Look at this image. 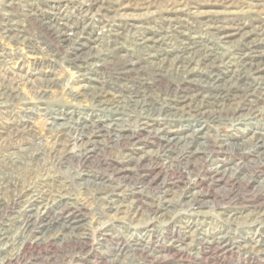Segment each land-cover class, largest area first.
<instances>
[{
  "label": "bare ground",
  "instance_id": "6f19581e",
  "mask_svg": "<svg viewBox=\"0 0 264 264\" xmlns=\"http://www.w3.org/2000/svg\"><path fill=\"white\" fill-rule=\"evenodd\" d=\"M216 2H220L224 7H233L229 0H218ZM175 4L176 2L173 4L171 2L168 3L167 8L165 7V12H176L178 6L175 8ZM143 5L144 3H141V7ZM184 5L186 6V4ZM7 21V19L4 21L3 18H0V35L2 38L6 40L16 39L15 43L24 41V33L21 30H13V27L7 29ZM99 21L100 30L94 34H92V29L87 24L78 26L77 24H66L59 21H54L52 24L46 23L47 34L61 48L69 51L68 62L74 65L78 64L77 67L80 73L77 77L90 82L88 85H83V89L77 92L72 90L68 95L75 100L81 95L83 97L86 96L91 98L94 104V108L91 106L87 114L91 115V117L87 121H81L79 124L76 122V125L70 123L72 121L67 115H60L62 120L66 121L60 124V126L62 125L60 130L53 133L54 137L48 147H46L47 143L45 144L48 157L53 160L51 162L52 165H61L65 162L73 161L75 158L81 161L88 157L89 154L105 146L117 148L119 149L118 152L123 150V153L120 152L123 158L119 159V161L134 162L135 165H138L142 162V157L144 156L135 159L130 152L139 147L136 145L139 144L137 140H139L138 136L140 134L150 135L155 138V153L158 156L167 155L168 150H176L177 148L181 151L185 150L189 157L207 159L209 163L212 160V157H210L212 152H217L214 150L219 148L220 151L243 153L249 158L264 159V134L257 130H252L251 138L244 146L230 142L228 135L222 134L221 131L216 132L217 122L223 119L227 120L236 115L240 117L245 112L255 118H264V107L261 106L262 109L256 111L251 103L246 104L244 102L246 97H250L255 93L264 96L263 27L249 29L245 25H237L221 29V31L218 29L220 33V36H218L219 41L222 43L230 41V44L222 49L223 47L220 48L218 44L217 46L213 45L214 43L208 44L199 34L191 35V33L181 31L179 26L173 28L168 26L165 30L158 28L156 31L149 30L145 27L146 25H137L136 29L132 30L129 27L120 29L117 26L115 27L116 24L113 26V24L106 21ZM171 37L180 40L177 47H173L171 44ZM25 44L27 43L25 42ZM162 45H166V47L162 48ZM30 48H33V44ZM0 56L6 55L1 53ZM219 63H223L222 68H218ZM103 67L114 69L117 74L123 73L124 76L133 71L137 73H135V77H130L116 89V92L112 93V91L107 90L109 84L107 79L96 76V73ZM89 68L94 73V76H89L85 72ZM199 73H206L203 75V81L198 79L201 78ZM153 77H165L167 81H176L180 87L181 84L203 83L205 85H202L201 89L205 93L201 96L199 94H186L181 91L178 92L179 89L177 90L175 87L169 89V86L161 88V90L152 91ZM21 82V75L9 78V76L4 75L0 71V110L4 111L5 108L19 104L20 97L17 93V88ZM25 82L31 83L32 81L25 80ZM38 91L43 93L40 89ZM70 101L72 100L70 99ZM105 110L110 117L103 120L93 118L96 115L95 111L102 112ZM135 111L142 114L140 115L141 117H132L133 113L130 112ZM187 114L194 118L197 128H191V132L185 135L179 134L178 130L166 129L165 126L156 125L160 122H155L157 118L153 117L159 116L160 120L167 122L169 120L172 121L171 118H175L177 115L183 116ZM122 115L125 120L121 117ZM50 117L52 116L50 115ZM52 118L55 119L56 116ZM147 118H152V120ZM240 119L238 118V124L241 122ZM132 121H137V125H132ZM16 124L15 122H11L7 126L0 124V213H2L3 207L9 212L5 216L1 215L2 217H0V257H2L0 258V264H13L19 261H24L19 262L21 264H27L26 260H32L38 264H41V262L42 264H80V262L74 263L72 261V254L76 248H71V246H75V244L83 246L87 243V231L92 224H87L88 221L85 222V217L81 212L87 209L86 203H91L92 201L88 199L87 201L85 200V203V201H79L77 198L71 199L72 196L69 190L71 183L66 184V178L63 179L59 173V175L49 174V170L46 168L44 181H39L40 179L38 178V180H30L31 178L29 177V181L20 187H17L16 184L17 180H15V177L17 176L14 177L13 181H10L2 174L7 166V163H4V159L8 154H14L17 157L20 154L19 152L25 151V158L31 163L38 161L43 154V151L40 152L38 148L34 147V141L38 135H35L32 130L30 133L29 128L20 127ZM208 128L214 129V134L207 135L204 133ZM70 145H75L76 150L70 148ZM10 150L12 151L8 152ZM145 157L148 156L145 155ZM246 165L238 166L234 164L222 170L216 168L215 165V168H211L212 166L210 168L214 175L223 173L222 176L218 177L225 175L227 179L244 184V187L247 184L256 183L255 178L257 177L253 170L241 171ZM126 170L127 168L112 167L110 173H107V178L98 180L95 177H91L92 175L87 170L80 168L73 170V176L82 181L84 188H92L91 190L94 194L92 200L100 204L101 209L118 211L125 207L128 219L127 222L122 221V227L130 234L134 230H146L154 221H159L157 219L159 217H164V220H167L165 216L168 214L173 215L171 219L169 218L173 222L177 218H184L188 222L192 220L198 221L201 216L215 215L223 218L221 220L226 227H229L231 223H240L242 220L249 221L252 226L255 223L264 221V202L245 206V211L236 212L240 216H235L234 213L228 210L231 206H228V208L223 206L227 203L229 204V202L220 203L219 201L206 200L201 191L194 192L186 187L178 191L173 189L170 184L163 186L157 184L156 186L145 187L148 190L143 188V186L137 187L133 184H127L123 188L113 186L111 184L112 181L117 180L119 176H124L123 173ZM154 181L153 179L149 182L152 184ZM252 188L254 189L253 193L259 190L262 191L264 180H260ZM56 190H60L62 193L58 194L55 192ZM77 190L79 189L77 188ZM231 190L232 188L228 189V192H224L223 195L228 196ZM9 191L15 193L12 197L9 196L11 197L9 201L5 202L3 195ZM121 191L127 192L126 195L129 194V198L132 196L131 201L126 205L127 207L119 198ZM170 191L174 193L173 198L168 197ZM66 192L67 195H65ZM244 208L241 207L239 209ZM51 211L53 212L52 215L48 216ZM74 211L79 212H76V214H80L78 218L72 215V213H75ZM101 214L99 212L98 216L95 217L97 229H100L102 225V228L107 230L108 228L99 219L104 216V214ZM138 214H141L143 219L140 220ZM14 229H17L15 236L12 234ZM194 231L192 240L196 244H200L198 245L199 247H216L224 251L228 249L243 250L244 248L245 251L249 252L248 246L243 243L247 240L242 236V238L240 236L239 238L235 236L227 237L226 232L223 231L215 235H208L207 233L201 235V229H195ZM105 234L103 233L102 235ZM258 236L261 237V235ZM169 242L174 248L172 250L174 254L187 255L188 249L183 247V245L181 247L177 239ZM66 245H70L71 249L65 250ZM137 245L140 246L138 240L131 239V251L126 252L127 249H125V252L120 249L113 251V256L108 260L109 264H133L132 260L125 261L119 258L125 257L124 254L135 253L137 250L144 253L148 251L143 244L141 248H138ZM250 249L253 253L263 254L261 257L264 260L262 249H255V247ZM67 257L69 258L67 259ZM252 260L253 258L251 257L249 260L244 261Z\"/></svg>",
  "mask_w": 264,
  "mask_h": 264
},
{
  "label": "rangeland",
  "instance_id": "374dc122",
  "mask_svg": "<svg viewBox=\"0 0 264 264\" xmlns=\"http://www.w3.org/2000/svg\"><path fill=\"white\" fill-rule=\"evenodd\" d=\"M48 1L49 0H0V18H3L4 21L6 19L8 20L7 29L13 27V30H21L25 37V40L22 41L24 43H15L16 39L6 40L0 35V54L4 53L6 55L0 56V71H2L4 75L9 76V78L17 75H21L22 77V82L17 88V93L20 97L19 104L10 106L8 107L9 109L5 108L4 111L0 110V124L7 126L9 123L15 122L17 123L16 125H19L20 127L29 128L28 130L30 133L32 130L35 135H38L37 139L34 141V147L38 148L40 152L43 151V154L39 157L38 161L32 163L25 158V151L19 152L20 154L17 155V157H15L14 154H8L4 159V163H7V166L2 174L10 181H13L14 177L17 176L15 177V180H17L16 184L17 187H20L27 183L30 178V180L40 179L39 181H44L46 177V168L49 170V174H61L63 179H67H65L66 184L71 183L69 188L72 196L71 199L77 198L79 201H87L90 199L92 201L91 203H86L85 201L87 209L81 212L85 217V222L88 221L87 224H92L87 231V243L83 246L81 244L80 246L77 244L71 246V248H76L72 254V261L74 263L80 262V264H109L108 260L113 256V251H116L117 249H120L123 252H125V249H127L126 252L131 251V239H136V241L138 240L140 243V246L137 245V247L141 248L143 244V246L147 247L148 251L144 253L137 250V253L132 252L129 253V255L122 253L125 257L119 259L125 261L132 260L133 264H264V260L261 257L263 254L253 253L250 249L255 247V249H262L261 251L264 252V221L262 223H255L253 224L254 226H252L249 221H247L248 224H246L247 222L242 220L240 223L236 224L229 223L230 226L226 227L223 225V221L221 220L222 217L215 215L201 216L198 221L192 220L188 222H186L184 218H177L178 221L176 219V221L173 222L170 221L173 215L168 214L165 216L167 217V220H164V217H159L157 218L159 221H154L146 228V230L138 229L130 234L122 227V221L127 222L128 219V213L125 207L118 211H105L101 209L100 204L92 200L94 196L93 191L91 190L92 188H84L82 181L73 176V170L81 168L87 170V172L92 175L91 177L101 180L108 177L112 167L121 169L127 168L125 173H123L124 176H119L117 180L112 181L111 184L113 186L123 188L127 184H133L137 187L143 186V188H145L153 185L156 186L157 184H159V186L170 184L173 189H177L178 191L179 189L186 187L194 192L201 191L206 200L219 201L220 203L229 202V204L227 203L223 206L225 208H228V206L235 208L232 209L229 207L228 210H230L231 213H234L235 216H240L236 212H244L245 206H250L257 202H264V188H262V191L259 190L256 193H253L254 189L252 188L253 185H256L260 180H264V159L249 158L243 153L238 154L228 151H220L219 148H215L214 151L217 152H212V155L210 156L212 157L211 162H209L210 164L207 159L202 160L194 156L189 157L185 150L181 151L177 148L176 150H168L167 155L158 156L157 153H155V138L146 134H140V136H138L139 140H137V142L139 144L136 146L139 147L130 152L135 159L144 156L142 157V162L138 165H135L134 162L128 163L119 161V159L123 158L120 155V152L123 153V150L118 152L119 149L110 148L108 146L101 147L81 161H78V158H75L73 161L65 162L61 165L55 164L57 167L52 165L51 162H53V160L48 157L49 155L46 152V147H48L54 137L53 133L60 130L62 126H60V124L66 121L62 120L60 115H67L72 121L70 123L76 125V122L79 124L81 121H87L91 117V115H87L89 113V108L91 106L94 108V104L92 103L93 100L91 98L86 96L83 97L81 95V97L75 100L68 95L72 90L73 92H77L83 89V85H88L90 82L89 80H82L77 77L80 73L77 67L78 64L76 63L74 65L68 62L67 58L69 51L61 48L60 45L47 34L46 23L49 22V24H52L54 21H59L62 23L65 22L66 24H77L78 26L80 24H87L88 27L92 29V34L97 33L100 30V25H98L100 22L99 20L111 23L113 26L116 24L115 27L117 26L120 29L129 27L132 30H135L137 25H146L145 27L149 30L152 29L156 31L158 28L165 30L168 26H170V28L179 26L181 31L183 30L184 32L191 33V35L199 34V36H201L208 44L214 43L213 45L215 46L218 44L220 48L223 47L222 49H224L230 44V41L225 43L220 42L218 39V36H220L218 29L221 31V29L237 25H245L249 29L254 27L264 28V0H229V2L232 1L230 3L233 5L231 8L229 6L224 7L220 2H216L218 0H187L188 2L186 0ZM170 2L171 4L176 2L174 7L176 8V6H178L179 8H176V12L166 13L165 7L167 8L168 3ZM141 3H144L143 7H141ZM184 4H186V6ZM170 41L173 47H177L180 43V40L175 37H171ZM25 42L27 44H25ZM32 44L33 48H30ZM165 47L166 45H162V48ZM219 64L218 68H222L223 63ZM85 72L89 76H94V73L90 71V68L89 70H85ZM135 73L137 72L133 71L124 76L123 73L117 74L114 69L112 70L111 68L103 67L96 73V76L101 78L105 77L109 83L107 90L110 92L112 91L113 93L116 92V89H118L119 86L130 77H135ZM206 73H199L201 78L198 79L203 81V75ZM153 78L152 91L158 89L161 90V88L163 89L169 86V89L175 87L177 90L179 89L178 92L181 91L186 94H199L201 96L205 93V91L201 89V86L205 85L203 83L198 84L195 82L194 84H181L180 87L177 84L178 82L167 81L165 77ZM25 80H31L32 82H25ZM45 82H47V84H45ZM39 89L42 90L43 93L39 92ZM197 90L200 91L198 92ZM69 98L72 101H70ZM244 102L246 104L251 103L256 111H260V109L264 107V96L255 93L250 97H246ZM124 111L126 112L127 110ZM95 113L96 115L93 116L95 119L103 120L110 117L106 110L102 112L95 111ZM126 113L129 112L127 111ZM130 113H133L132 117H141L140 115H142L137 111ZM50 115L52 117L56 116V118L53 119ZM121 117H123V115ZM153 117L157 118V121L155 122H160L156 125H159L160 127L165 126L166 129L178 130L181 135L190 133L192 130L191 128H197L194 118L189 114L183 116L177 115L175 118H171L172 121L169 120L167 122L165 120H160L159 116ZM234 117L228 118L227 120H220L216 124V132L221 131L222 134L228 135L230 142L244 146L249 142L253 129L264 134L263 117L255 118L249 116L248 112H245L240 117H237V115ZM238 118H241L239 124ZM123 119L125 120V117H123ZM147 119L152 120V118ZM131 124L136 126L137 121H132ZM213 131L214 129L212 130L208 128L204 133L211 135L214 134ZM74 146L70 145V148L76 150V146ZM11 151L12 150L8 152ZM145 155L148 157H145ZM234 164H237L238 166L247 164L245 168L241 169V171L245 172L253 170L257 176L255 178L256 183L247 184V186L243 187L244 184L236 183L234 180L227 179V176L225 175L223 177H218L220 175L222 176L223 173H216L215 176L212 173L213 171H211V168H215V166L222 170L223 168H229ZM10 175H13V177ZM153 179L155 181L150 184L149 181ZM77 188L79 190H77ZM230 188H232V190L229 192V195L224 196V192H228V189ZM145 189L148 190L147 188ZM127 190L129 191V189ZM55 192L58 194L62 193L60 190H56ZM14 193L15 192L12 193V191L6 192L5 195H3L4 201H9V198H11ZM126 193L127 192L124 193V191H121L119 195V198L125 206L129 204L132 197L130 196L129 198V194L126 195ZM65 195H67V192ZM173 196L174 193L170 191L168 197L173 198ZM241 207L244 209L240 210L239 208ZM76 212L79 213L78 211ZM76 212L72 213V215L78 218L80 214H76ZM99 212L104 214V216L99 219L105 227L108 228L107 230L102 228V225L100 229H97L98 227L95 217L98 216L97 214ZM8 213V210L3 207L0 217L5 216ZM52 213V211L49 212L48 216H51ZM138 217L140 220L143 219L141 214H138ZM195 229H201V235L206 233L208 235H215L223 231L226 232L227 237L235 236L239 238V236H242L247 240L243 243L248 246L249 252L245 251L244 248L243 250L228 249L224 251L216 247H199L198 245L200 244H196L195 241L192 240ZM103 233L106 234L102 235ZM12 234L15 236L17 234V229H14ZM258 235H261V237ZM173 239H177L181 247L183 245V247L188 249L187 255H178L172 252L174 248L169 244V241ZM69 248L70 245H66L65 250H68ZM251 257L253 258L252 261H244L249 260ZM68 258L69 257H67V259ZM19 262L13 264H21ZM25 262L27 264H38L32 260H26Z\"/></svg>",
  "mask_w": 264,
  "mask_h": 264
}]
</instances>
